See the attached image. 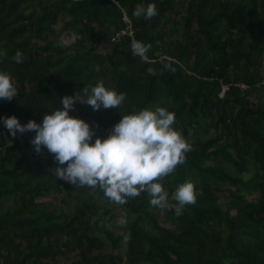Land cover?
<instances>
[{"label":"trees","instance_id":"obj_1","mask_svg":"<svg viewBox=\"0 0 264 264\" xmlns=\"http://www.w3.org/2000/svg\"><path fill=\"white\" fill-rule=\"evenodd\" d=\"M148 2L0 0V70L19 90L0 102V117L42 122L61 97L102 80L127 93L122 106L77 102L70 112L95 135L107 136L122 113L162 105L192 145L158 178L169 206L151 205L147 193L120 204L99 186L56 177L54 154L31 143L35 132L13 137L0 120V264H264V0H155L157 15H133ZM128 21L133 37L113 41ZM134 40L151 45L147 60L132 54ZM18 49L23 62L13 59ZM187 179L197 201L177 214L171 193ZM51 195L62 205L38 201ZM102 203L127 213L121 234Z\"/></svg>","mask_w":264,"mask_h":264},{"label":"clouds","instance_id":"obj_2","mask_svg":"<svg viewBox=\"0 0 264 264\" xmlns=\"http://www.w3.org/2000/svg\"><path fill=\"white\" fill-rule=\"evenodd\" d=\"M157 14L155 0L140 3L133 10V15L145 19ZM76 39L77 34L73 32L69 37L58 39L57 45L66 46ZM131 47L133 55L148 59L150 44L134 40ZM13 59L23 62L22 50L18 49ZM18 91L12 73L0 70V102L17 97ZM126 96V92L110 88L101 80L94 85L86 84L75 94L61 97V106L44 112L42 122L30 119L21 123L15 114L0 117V120L13 137L18 131L35 132L31 143L37 153L46 147L54 154L56 177L76 187L99 186L110 200L120 204L129 197L147 193L151 205L166 207L169 192L158 178L174 172L184 163L192 147L188 138L175 127L174 111L155 105L122 113V118L107 136L95 135L91 122L70 114L77 102L91 105L95 110L120 108ZM197 196L196 182L192 179L175 187L171 197L176 201V213L195 204ZM120 223H124L123 219Z\"/></svg>","mask_w":264,"mask_h":264},{"label":"rangeland","instance_id":"obj_3","mask_svg":"<svg viewBox=\"0 0 264 264\" xmlns=\"http://www.w3.org/2000/svg\"><path fill=\"white\" fill-rule=\"evenodd\" d=\"M102 51H105V48H101ZM103 120L108 122L109 121V114L108 112H104V116H103ZM38 157H34V159H37ZM210 164H215V165H220L222 166L223 164L219 161H215L213 163H210ZM227 171L231 172L233 175H236L237 172L235 171V169L232 167V166H226V165H223ZM62 198L63 196L62 195H51L49 197H46L44 199H39L38 201H41V202H49V203H52L54 205H62ZM12 203V201L10 202ZM169 206V204L167 205ZM105 208H111L112 210L110 211L109 214H106L105 211L106 209ZM162 211V210H161ZM100 213L104 214V222L106 223V225L108 226L109 229H111L113 232H115L116 234H121L122 231H123V227H124V224L128 221V216H127V213L125 212V210L123 208H116V209H113L112 206H108L107 204L105 203H102L101 204V208H100ZM164 217L162 216V219ZM121 219H123L124 223H120ZM124 249L122 250L124 255L126 256V245H124ZM125 259H127V256L125 257ZM66 262H71L70 259H66Z\"/></svg>","mask_w":264,"mask_h":264},{"label":"built area","instance_id":"obj_4","mask_svg":"<svg viewBox=\"0 0 264 264\" xmlns=\"http://www.w3.org/2000/svg\"><path fill=\"white\" fill-rule=\"evenodd\" d=\"M128 23H129V25L125 29L121 30L119 33H117L114 36L113 41H118V40H120L122 37H124L126 35H129V36L133 37L134 32L132 30V26H131L129 21H128ZM242 87L245 88L246 86H242Z\"/></svg>","mask_w":264,"mask_h":264}]
</instances>
